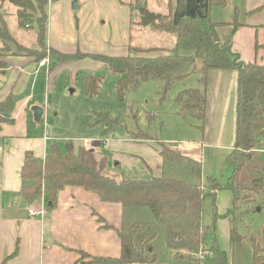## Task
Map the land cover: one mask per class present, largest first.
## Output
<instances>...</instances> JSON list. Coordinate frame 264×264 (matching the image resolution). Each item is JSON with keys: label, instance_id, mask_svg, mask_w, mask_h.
I'll return each mask as SVG.
<instances>
[{"label": "trees", "instance_id": "1", "mask_svg": "<svg viewBox=\"0 0 264 264\" xmlns=\"http://www.w3.org/2000/svg\"><path fill=\"white\" fill-rule=\"evenodd\" d=\"M208 8L225 7L226 0H205ZM6 5L10 8L8 13ZM48 0H0V72L5 73L8 64L5 58L24 56L40 62L48 56L46 45ZM137 10L141 6L130 5ZM167 15L151 26L175 39L174 49L157 47L141 48L129 45L126 55L105 56L98 54L58 53L52 50L59 63L90 59L103 64L118 78L114 83L115 94L123 101L126 93L135 91L149 82L159 84L158 101L161 103L177 81L196 73V87L184 89L175 97L179 105L178 116L198 122L196 128L202 132L205 116V87L207 73L211 70H235L237 72L236 125L232 150L225 162L230 175L224 185L213 177H207L210 193L202 185L201 162L183 156L179 151L157 144L161 159L159 176L148 179H125L116 181L104 173L105 160L97 161L93 152L83 146L74 147L69 141L63 146L53 143L43 161L32 155L25 157L20 171L21 200L33 203L44 197L47 209H52L57 194L65 187H81L94 193L104 203H117L122 207V221L115 229L120 242L118 257H94L77 251L75 264H154L159 256L156 243L180 255H199L193 259L200 264H229L226 252L214 241L206 245L207 227L203 224V202L209 196L214 201L221 190L232 194L231 207L222 218H230V241L232 244L245 239L236 227L255 211L258 198L263 192L262 174L264 157V65L243 63L231 50L229 42L221 43L215 33L219 22L205 16L180 17L175 20L173 0H166ZM16 21L18 29H35L33 46H23L11 34L7 18ZM190 68L187 73L173 76L175 72ZM88 73V72H87ZM101 76L88 73L85 76L86 94L98 95ZM201 86V90L200 87ZM11 99L0 103V113L10 108ZM132 113V112H131ZM3 118L0 114V123ZM99 122V121H98ZM103 122V121H100ZM97 123V122H96ZM109 129L104 128V135ZM127 139L132 142H150L141 133H133L125 126ZM260 151V152H261ZM119 166L118 164H116ZM214 220L219 218L215 204ZM237 213H241V218ZM238 219V221H237ZM101 229H113L97 216ZM264 239V225L257 232ZM252 246V264H264V246L255 237L249 240ZM183 259V257H182ZM4 264V263H2Z\"/></svg>", "mask_w": 264, "mask_h": 264}, {"label": "crops", "instance_id": "2", "mask_svg": "<svg viewBox=\"0 0 264 264\" xmlns=\"http://www.w3.org/2000/svg\"><path fill=\"white\" fill-rule=\"evenodd\" d=\"M82 2H85L86 6L88 5V0H82ZM177 2L178 0H173V13ZM227 2L228 0L225 2V7L228 5ZM204 3H206L205 0ZM232 3H235L231 5L235 12L239 11V5L245 6L243 12L245 19L257 18L264 12V0H240V3L234 0ZM133 4H135L134 0H109L106 2V6L114 14L109 19L110 25L113 24L116 29V20H121L122 23L127 20L126 28H121L123 32L127 30V33L119 42L121 47L118 50H125V45L126 49L132 45L129 31L133 24L134 10L130 6ZM49 6L48 0L46 45L49 50L71 54L73 47L71 48L70 45L72 41L74 42L73 36L71 33H63L60 29L55 28L57 26L56 19L59 18H56L55 13L57 3L53 5V12H49L48 15ZM67 7L69 17L73 16L69 5ZM212 8L218 7L208 8L209 17ZM200 11L202 14L206 13L203 8ZM218 22L225 24L226 28H230V33L232 32L233 35L227 37L226 41L230 43L231 50L239 55L243 63L264 65V23L238 22L237 26H232L230 22L221 20ZM76 50L79 49L76 48ZM113 54L114 56L125 55L123 52ZM48 56L40 62H34L31 58L24 56L7 57L5 61L8 68L5 73L0 72V103L9 97L11 99L10 108L0 113L3 118L0 123V264H75L77 251H83L94 257H118L121 252L120 242L115 232L122 221L121 205L104 203L94 193L81 187L69 186L57 194L54 207L50 210L47 209L45 217L40 219L28 215V210L39 207V203L31 204L19 197L22 187L20 171L25 157L32 155L43 161L48 148L55 139L41 128L46 116L45 105L34 101L35 88L40 82L39 79L42 78L39 69L46 67L44 76L49 90L51 82L57 78V72L53 71L57 68V63L52 69L48 67L50 60H56V58ZM80 61L82 60L65 63ZM65 63H59V65ZM205 96L202 132L195 129L194 132L195 134L198 132V138L196 135H192L191 140L182 139L178 142L179 146L171 148L179 151L183 156L200 161L204 174L205 153L219 157V161L222 163L233 148L236 125L237 72L231 69L209 71L206 77ZM33 106L43 109V116L39 124L34 122L31 112ZM183 120L180 118L179 122H183ZM100 141L103 144L102 147H95L93 154L97 161L105 160L104 173L108 177L119 181L122 178L148 179L151 176L160 175L161 159L156 149L149 148L148 143L151 141L132 142L128 139L113 141L105 136ZM225 182H222V185ZM214 202L219 218L214 220L212 209L211 216V212L209 213V222L211 221L210 223L214 225L219 237L226 241L232 223L230 218L221 216L225 215L231 207V192L228 190L219 191ZM97 216L103 218L113 229H101L97 222ZM163 250L154 264H185L186 256L184 254L178 255L165 246ZM193 259L195 258L188 260L194 261Z\"/></svg>", "mask_w": 264, "mask_h": 264}, {"label": "rangeland", "instance_id": "3", "mask_svg": "<svg viewBox=\"0 0 264 264\" xmlns=\"http://www.w3.org/2000/svg\"><path fill=\"white\" fill-rule=\"evenodd\" d=\"M74 1L77 3L79 10L72 11L70 9L73 16L69 17L67 6L69 5V8H71ZM107 1L109 0H88V5L86 6L82 0H49L48 15L53 12V5L57 3L55 13L56 18H59L58 20L56 19L57 26L55 28L60 29L63 33H71L73 36L74 42L72 41L70 45L71 48L73 47L71 53H74L76 48H78L80 54L105 56H114L113 53L118 54L121 52L125 55L127 54L125 43H123L125 50H118L121 47L119 42L127 33V30L125 32L122 31L127 26V20L123 23L121 20H116V29L113 24L110 25L109 19L114 14L106 6ZM233 1L228 0V5L225 8H212L209 17L211 21L230 22L232 26H237L238 22L264 23V12L259 14L257 18L245 19L243 14L245 6L239 5V11L235 12L234 8L231 7L232 4H235L232 3ZM236 1L240 3V0ZM165 2L166 0H134L135 4L144 7L149 12L167 15L166 7H164ZM180 2L181 6L178 7L179 4L177 3L176 8L183 12L187 11L188 5L182 3L184 0ZM6 7L8 6L6 5ZM7 11L9 13L10 8ZM188 13L190 15L195 14L194 10L190 8ZM170 14L172 17L174 13ZM132 16L133 24H131L129 31L132 39V45L130 46L174 49L175 39L173 35L162 33L151 25L142 26L139 13L135 8ZM7 23L12 36L19 43L23 46H33L32 42L35 39L34 28L29 31L18 29L16 21L11 14L7 18ZM226 27V25H218L215 28V33L220 42H227L226 40H228L229 36L232 37L233 35L232 32L230 33V28ZM51 52L52 50L48 51V55H52ZM56 63L57 68L53 71L57 72V78L51 82V89L47 88V81L44 76L46 67H43L39 69L42 78L39 79L40 82L36 86L34 93V101L45 105L46 108V116L41 128L48 135L50 133L55 138L54 143L63 146L71 141L76 148L82 146L83 140L86 139L92 141L95 147L101 148L103 144H101L100 140L104 128L109 129V132L104 135L107 139L119 141L127 139L125 126L127 130L135 134L141 133L149 138L151 141L148 143L149 148L156 150L158 149V143L174 148L179 146L178 142L180 140L185 139L188 141L193 138L192 135L198 136V132L196 134L194 132L195 129H198L196 128L197 121L185 119L183 122H179V105L175 101L178 92L197 86L196 78L198 75L196 73H192L183 80L177 81L161 103L158 101L159 84L157 82L144 84L137 90L126 93L123 101H119L114 90V83L118 77L114 76L103 64L85 59L77 63L59 65L57 60L51 59L48 67L52 69ZM189 70L190 68L187 67L183 71L175 72L173 76L187 73ZM87 72L101 76L99 92L95 97L86 94L85 76L88 74ZM199 88L201 90V86ZM260 151V155L264 157V150ZM109 156L112 155L109 154ZM204 170L205 174L201 166V174L204 179L202 185L204 184L205 193H210L209 185L206 182L207 177L215 178L222 185V182H225L230 175V170L225 160L221 163L219 157L208 153H205L204 157ZM223 178L225 179L224 181ZM262 182L264 192V172L262 174ZM257 198L259 205L255 207L254 213L246 216L243 221L239 222L237 219L238 225L236 227L238 232L246 237L234 244L230 241V234L226 241L219 237L218 231L214 229L215 227L210 223L211 221L209 222L215 202L209 196L204 199L203 224L207 227L206 245L210 248L215 241L220 249L226 252L229 264H252L253 253L249 240L251 237H255L257 242L259 239H263L258 238L257 232L264 225V194ZM238 215L240 216L241 213H237ZM156 248L160 252L159 254H162L164 251L163 243H159L158 240ZM183 254L186 256L185 264H200L199 262L188 260L191 258L198 259L197 255ZM77 258H79L78 254ZM201 261L206 262L205 258L201 259Z\"/></svg>", "mask_w": 264, "mask_h": 264}, {"label": "water", "instance_id": "4", "mask_svg": "<svg viewBox=\"0 0 264 264\" xmlns=\"http://www.w3.org/2000/svg\"><path fill=\"white\" fill-rule=\"evenodd\" d=\"M180 1L178 0V2H177L179 4L178 7L181 6ZM203 1L204 0H184V2H182V3L183 4L186 3L190 9L194 10L195 14L190 15L188 13L189 8H187V11H184V12L180 11L179 8H176V10L174 12L175 20L179 19L180 17H194V16H200L201 17V16H205L207 14L208 6L206 3L203 4ZM201 8L205 9V11H206L205 14H202V12L200 11ZM71 9L73 11L78 10V5L75 1L72 3ZM137 11H138L139 16H140V23L144 27L149 26L152 23L159 21L162 17V15H160V14H155V13L149 12L144 7L138 8ZM31 112L33 115L34 122L36 124H39L41 119H42V116H43V109L39 106H33L31 108ZM257 210H259V208H257ZM258 243L263 246L264 240L259 239Z\"/></svg>", "mask_w": 264, "mask_h": 264}, {"label": "built area", "instance_id": "5", "mask_svg": "<svg viewBox=\"0 0 264 264\" xmlns=\"http://www.w3.org/2000/svg\"><path fill=\"white\" fill-rule=\"evenodd\" d=\"M86 150H89L91 152H94L95 151V146L94 144L92 143V141H89V140H86L84 139L83 140V145H82ZM33 203L35 204H38L39 203V207L37 208H30L28 210V215L29 217H32V218H44L46 213H47V207H46V202L44 200V197L41 196L38 200H35ZM206 255H208V252L205 251L203 253H200L197 257L198 259H203Z\"/></svg>", "mask_w": 264, "mask_h": 264}]
</instances>
